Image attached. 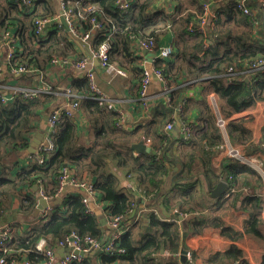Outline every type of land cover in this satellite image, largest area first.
Instances as JSON below:
<instances>
[{
	"label": "trees",
	"instance_id": "1",
	"mask_svg": "<svg viewBox=\"0 0 264 264\" xmlns=\"http://www.w3.org/2000/svg\"><path fill=\"white\" fill-rule=\"evenodd\" d=\"M66 1L88 19L97 15L102 21L104 29L94 34L92 41L94 45H98L110 34L108 39L111 46L110 59L118 50L119 44L122 50L126 51L133 39L152 38L158 47L157 35L154 31L156 23L152 22L156 15L160 14L163 16L162 21L173 25L175 39L171 46L174 52L170 57L173 60L166 61L157 57L154 62V69L160 70L167 80V86L170 87L163 96V98L168 96L169 100L166 102L162 98V101L150 105L151 119L147 127L140 124L130 131L121 130L115 126L118 120L116 113L103 108L100 100L87 97L88 94L85 93L87 90L85 88L88 87L87 81L82 79L76 83V87L80 88L77 92L81 98L78 99L82 100V106L87 112L94 134L93 141L89 145L79 144L76 124L72 118H66L57 124L53 138L56 151L45 161V165L31 162L30 167L19 169L14 175L10 174V165L3 162L6 150L16 151L28 145L41 107L52 95L39 94L33 98H25L16 94L11 101L0 103V220L7 210L12 208L15 201H18L25 217L32 215L37 200V194L34 196L31 190L32 186L38 185L40 181L42 186L39 190L42 189L45 195L54 197L57 188L55 176L58 169L69 165L79 177L83 172L89 173V179H94L96 196L98 194L100 201L105 205L103 216H122L124 227L128 216L138 204L140 205L138 209H150L154 205V192L158 190L162 177L168 174L169 167L174 164L175 159L172 156L174 141H182L183 146H189L192 152L202 153L201 155L208 153L207 149H202L200 152L199 146L213 149L222 142V134L207 104L201 109L205 113L200 125L194 127L188 139L181 140L179 136L175 137L164 129L167 123L175 121L176 115L181 121H188L184 113L186 101L181 97L184 87L192 86L193 82L198 81L209 85L210 91L217 96L219 113L225 118H230L232 114L250 109L257 102L264 101V70L251 71L239 79L227 74L229 67L238 71L248 63L247 61L258 56L264 57V6L260 7L256 1L251 0L248 5L253 10V16L250 17L236 8V0H211L216 20L213 22V27L207 29L206 37H203L196 31L187 30V24L194 13H201V5L195 4L194 13L189 11L176 17L181 13L186 0H174L177 11L174 15H167L162 10L150 12L151 2L157 3L161 0H131L126 10L116 6L117 0ZM190 1L194 4V0ZM45 7L43 5L45 10L39 12L21 3H14L13 0H0V33L18 22L20 29L23 30L31 27L36 17L58 14V11L51 12L50 6ZM21 17L23 20L20 19ZM54 27L58 28L57 25ZM83 27L86 29L87 25L83 24ZM145 29L150 30L145 33ZM31 34L34 41L39 43L35 53L41 54L43 59L50 61L60 52L62 36L54 34L42 39ZM15 37L21 43L18 32ZM204 40L208 42L209 47L203 51ZM15 49L16 56L11 61L13 65L21 63L35 67L38 65L33 55L34 49L33 52L24 47ZM200 51H203L201 57L198 56ZM9 68L6 66V71L10 75ZM135 69L141 70L140 78H142L144 69L141 67ZM30 75L23 76L26 78ZM178 79L181 81L180 84L176 82ZM172 80L175 81L176 86L171 83ZM182 103V113H179L177 108ZM225 131L230 142L245 144L249 139V131L240 119H230ZM262 132L264 142V127ZM138 142H143L150 151L134 154L130 145ZM252 151H260L264 156V146H254ZM234 169L244 171L234 162H229L226 166L220 167L219 173L223 176L230 174L235 179L237 172ZM117 170L122 171L125 179L130 182L129 188L122 184V178ZM245 171L252 174L256 182L261 181L260 176L252 169ZM47 178L54 185L50 192L43 186ZM194 189L191 183H188L186 189H183L178 196L177 202L182 212L189 210L183 206L192 207L189 203L193 200ZM245 200L243 202H252V207L249 208V218L245 223L244 232L261 236L259 229L261 195L260 193L250 195ZM161 205L166 208L168 203L162 200ZM153 209L141 211L129 224L127 222V231L116 240L112 251H101L96 255L86 254L80 261L72 260L68 264H180L179 257H176L180 248L179 231L174 223L162 221L155 215ZM18 219L22 221L21 218ZM100 219L101 217L94 212L85 211L80 195L64 194L60 205L53 206L44 216L32 217L28 221L29 226L23 232L15 231L8 234L5 244L0 247V261L28 260L30 263L42 264L46 261V257L35 250L36 243L40 239H45L49 246L55 248L57 241L70 231H75L79 235H91L101 241L105 236V226L100 223ZM211 222L214 227L220 229L222 236L234 241L242 236L241 232L226 226L218 218H214ZM197 225L195 229L198 232L205 223L200 222ZM109 239L110 234L106 242ZM238 261L245 262L242 251L237 245L232 244L224 252L211 255L206 264H229Z\"/></svg>",
	"mask_w": 264,
	"mask_h": 264
},
{
	"label": "crops",
	"instance_id": "2",
	"mask_svg": "<svg viewBox=\"0 0 264 264\" xmlns=\"http://www.w3.org/2000/svg\"><path fill=\"white\" fill-rule=\"evenodd\" d=\"M205 1L208 0H194L193 4L192 1L186 0L182 6L181 13L177 14L176 17L178 18L189 11L194 13L193 10L196 7L195 4L198 6ZM43 5L46 6L45 8L50 6L51 12H59L60 10L59 0H34L32 9L43 12L45 10ZM149 9L152 13H155L157 10H162L167 15H174L177 13L176 2L174 0H161L157 3L151 2ZM20 19L23 20V17ZM162 19L163 16L160 14L152 19V22L156 23L154 25V31L157 35V45H172L175 39L174 27L169 23H165ZM24 21L26 22V20ZM58 24L60 27L57 25L58 28H55L51 25L47 32L41 36L42 39H47L54 34L55 36H62L61 39L63 41L60 43V47L62 48L60 52H58V54L55 53L57 55L54 56L56 58H61L58 59L57 62L47 61L41 57V54L38 55L35 53V48L39 46V43H36L31 37L32 27L21 30L20 22L8 26L11 30L10 34L15 35L16 32H18L21 36V43L17 41L16 38V47H24V49H30V51L34 49V52H32L38 65L36 66V72H33L29 76L30 78H24L23 75H9L4 67L0 71V83L3 84L4 87L11 84H44L48 85L51 90L50 93L47 94L52 95V97L44 102L41 107L35 128L30 135L28 145L16 151L6 150L3 162L10 165V174L12 175H14L19 169L31 166V162H29L27 158L32 150V144L34 143H32L33 137L38 130H42L43 133L48 131V116L51 112L58 107L67 104L69 101L81 98L77 92L80 88L76 87V83H79L82 79L87 81L88 87L85 88L87 89L85 91V93L88 94L87 97L94 100H100V105L103 108L107 111H113L116 113V118L118 120L115 123V126L119 129L130 131L140 124L143 125V127H147L150 123V113L143 111L142 106H140L141 99L139 86L141 70H136L135 67H141L142 69L151 72V70L154 69L157 50L144 49L139 45L138 39H133L126 51H123L121 48L122 46L119 44L117 48L118 50L111 56L110 66L102 68L98 63L99 61L97 62L87 55L88 49L81 43L82 41L73 39L67 30H65L60 20H58ZM81 29L84 30V27ZM149 30L150 29H145L144 32L148 33ZM4 42L5 39H0L1 50H3L2 47ZM88 43L90 47H97V45L93 44L94 42L92 39L91 41H88ZM81 58L87 60L85 68L82 69L77 68V66L72 63V61ZM165 60L172 61L173 59L168 58ZM89 69L93 72V82L96 83L98 88L105 94L104 99H96L91 96L92 91L89 87V80L85 77L86 71ZM116 69H122L125 72V75H121ZM172 81L173 82L171 83L174 84L175 81ZM176 82L181 83L179 79ZM11 91L12 90H8L6 92L10 94ZM68 93L71 95L68 96ZM146 96L149 101L151 100V104L157 101H162L164 96L162 83L154 74H150ZM181 97L186 101V110L184 112L185 116L188 117L186 120L193 123V129L196 125H200L201 119L204 117L205 111H201L204 105H209L212 113V109H214V98L217 103V96L214 92L210 91L209 85L199 81L197 83L193 82L192 86L184 87L181 92ZM79 102L80 108L73 114L72 120L76 124L78 143L89 145L93 141L94 134L87 118V112L82 106V100L80 99ZM175 117L178 118L177 115L174 116L175 120ZM65 119L66 117H64L62 121ZM239 119L242 120L243 126L249 131V139L245 144L230 142L226 131L223 132L221 130L222 142L216 148L209 149L205 146H199L200 152L202 149H207L206 152L208 155H206V153L201 155L202 153L199 154L192 152L189 146L182 145V141H174L172 150V156L175 159L174 164L169 167L168 174L162 177V182L158 190L154 192V205L150 209H138L140 207L138 204L128 216L126 221V231L130 221L133 217L138 215L139 212L148 211L154 208L152 211H154L155 215H157L162 221L174 223L176 225L180 237V248L176 257H179L180 249L184 248L187 253L189 264H206L207 259L211 255L218 252H224L232 244L237 245L241 249L242 258L245 262L238 261L229 264H264V196L261 194L264 179V156L260 151H252L254 146H264V142L262 141V129L264 127V101L257 102L255 106L250 109L232 114L231 120ZM119 122L121 125H124L126 129L118 125ZM173 122L175 125V121ZM44 125L46 126L45 129L43 128ZM57 126H55L54 131L52 130L51 132L52 140ZM170 132L173 136L178 137L180 129L178 134H174L171 130ZM133 144H131L130 147L134 154L150 151V148L148 147L144 152L136 151L132 147ZM230 145L233 147H241L242 151L237 150L246 158L242 160L231 155L230 152H228ZM202 160L205 163H203ZM229 162H234L238 168H243L242 170H244L237 171L234 169L237 172L235 174V179H233L230 174L228 176H223L219 173L220 167L226 166ZM258 166L260 168H258ZM248 169L255 171L260 176L261 181L256 182L255 178H253L254 176L245 171ZM116 172L122 178V184L129 188L131 184L125 179L123 172L120 170H117ZM217 173L219 176H217ZM88 174V172H83V174L81 173L80 175H82V178L89 179ZM90 180L94 182L93 178ZM220 181L226 182L227 187L224 193L217 198L212 195L210 189H213ZM188 183H191L195 188L193 191V200L189 203L192 207L183 206L184 208H189V210L182 212L177 202L178 196L183 192V189H186ZM40 186H42V184L33 185L31 188L34 196L37 194V200L39 196L37 191L39 192V189L41 188ZM43 186L49 192L52 191L54 187L52 181L48 178L45 179ZM259 193L262 198V209L260 212L261 221L259 222L261 236H255L244 232L245 223L248 221L249 208L252 207V202L246 203L243 201H246L245 199L250 195H257ZM21 194L22 193H20V195ZM64 194L75 195L77 194V191L72 187H67L64 193L51 197L49 200L54 201L57 197L59 200H57L56 204L51 205L50 210H52L53 206L60 205L63 202ZM97 200V202L94 201L91 203L94 207L93 212L102 219H105L103 212L98 205L100 202L98 194ZM162 200L167 201L168 205L166 208L161 205ZM35 207L32 211V215L25 217L21 212L22 210L19 207L18 201H15L12 208H9L3 215L2 220H0V225H10L12 233L15 231L23 232V230L29 226L30 222L28 221H30L32 217H36L34 215ZM44 212L45 211H40L38 215H42ZM18 218H21L22 221ZM214 218L220 219L226 226L231 227L235 231L241 232L242 236L236 241L222 236L220 234V229L212 225L211 221ZM14 220L19 222H15ZM200 222H204L205 225L197 232L195 225ZM197 227H199V225H197ZM63 256L64 250H62L61 247L56 246L54 248V263H57V261ZM178 260L180 264H183L180 262L179 258Z\"/></svg>",
	"mask_w": 264,
	"mask_h": 264
},
{
	"label": "built area",
	"instance_id": "3",
	"mask_svg": "<svg viewBox=\"0 0 264 264\" xmlns=\"http://www.w3.org/2000/svg\"><path fill=\"white\" fill-rule=\"evenodd\" d=\"M14 3H21L24 6H28L29 8L33 7V0H13ZM251 0H236V8L240 10L242 13L253 16V10L248 5ZM256 1L260 7L264 6V0H253ZM131 0H117L116 6L121 10H126L130 5ZM202 11L201 13H194L193 18L187 24V30L196 31L201 34L203 37H206L207 29L213 27V22L216 20L215 11L212 8V1L208 0L201 4ZM59 12L57 15L48 16V17H36L32 21L31 31L34 36L41 37L44 35L51 25H60L58 24V20L60 17L64 18L68 26L67 32L69 35L76 40L86 42L91 41L94 34L97 32H101L104 29L102 21L98 19L97 15L90 16L89 19L84 16V14L75 8V6L70 5L66 0H59ZM83 24L87 25V28L82 30ZM85 28V27H84ZM11 30L7 28L4 32H1L2 38L5 39L3 43V50L0 48V70L6 66H9L10 74L12 75H30L33 72H36V67L27 64H16L13 65L11 61L15 59L16 56V37L15 35L10 34ZM109 35L106 36V39L97 45L96 48L89 46V52L91 54V58H97L99 64L102 68H107L110 66V42ZM139 45L147 50H157L156 57L160 59H168L171 57L174 49L171 45L158 46L152 38L149 39H138ZM89 45V43H88ZM209 47V44L206 40H204V50ZM203 51L198 53V56H202ZM60 57H53L50 61L57 62ZM243 67H241L238 71H235L233 67H229L227 74L234 78H241L246 76L249 72L254 70H264V57L258 56L254 59L247 61ZM77 68H85L87 64V60L85 58H81L76 61H72ZM13 65V66H12ZM121 75H125V72L122 69H116ZM150 74L156 75L162 83L164 94L170 89L167 86V80L161 74L160 70L152 69L151 72L143 70L142 78L140 79L139 93L141 99V105L143 111L149 112V107L151 105V100L149 101L146 96V89L149 85ZM86 78L89 80V87L92 91L91 96L96 99H104L105 94L98 88L96 83L93 82V72L91 69L86 71ZM12 90L9 93L6 91ZM50 87L44 84H29V85H6L4 87L3 84L0 83V103H7L11 101L16 94H20L25 98H33L38 96L39 94H47L50 93ZM71 94L68 93V96ZM214 98V97H213ZM166 102H168L169 97L166 96L163 98ZM215 102V98L214 101ZM80 108V102L78 99L69 101L67 104L58 107L53 110L51 114L48 116V131L44 132V136L38 146L36 147L34 153H30L28 155L27 160L29 162L37 163L38 165L44 166L45 161L51 157L55 151V146L52 140V130L54 131L55 126L62 121L64 117L73 118V114L78 111ZM183 103L178 105V112L182 113ZM179 119V117H178ZM226 118L223 117L219 112H216V123L219 129L225 132L226 128ZM176 122V120H175ZM180 122V139L186 140L190 137L191 132L193 131V123L189 121H181ZM124 129V125H121ZM174 126V122L167 123L165 126L166 131H170ZM50 130V131H49ZM229 149H231L230 154L239 158L245 159L246 157L239 153L237 149H234L233 146L230 145ZM258 168H260L258 166ZM56 180V194L55 196L64 193L67 187H72L77 191V194L80 195V199L85 206V211L87 213H93L94 207L92 206V202L98 201L96 192L94 190V182L90 179H85L77 176L75 171L69 165L61 166L58 169V172L55 176ZM39 184L42 183L39 181ZM264 196V179H263V189L261 191ZM39 195L49 200L51 197L45 195L43 190H39ZM101 211L104 212L105 205L102 201L98 203ZM45 212L41 215L44 216L48 208L44 210ZM105 219L110 227V239L100 247V251L109 252L112 251L114 244L120 236L125 233L126 226L123 227V218L120 215H114L111 217L105 216ZM11 233L10 225H0V247L5 244L6 238L8 234ZM100 241L92 237L91 235H79L75 231H70L69 233L63 235L56 243L57 247H68L70 249L68 254H65L61 259L57 261V264H68L72 260L80 261L84 255L88 254L94 248L99 247ZM55 246V247H56ZM35 250L39 253H42L46 257V261L42 264H55L54 263V247H51L47 244L45 239H40L36 245ZM74 251H80L83 254L75 253ZM122 251V249H119ZM0 264H38V263H30L28 260H23L20 262L11 260L9 262L0 261Z\"/></svg>",
	"mask_w": 264,
	"mask_h": 264
},
{
	"label": "water",
	"instance_id": "4",
	"mask_svg": "<svg viewBox=\"0 0 264 264\" xmlns=\"http://www.w3.org/2000/svg\"><path fill=\"white\" fill-rule=\"evenodd\" d=\"M214 11V10H213ZM60 22L62 23V25L64 26L65 30H68V26L66 24V22L64 21V18L63 17H60ZM83 45L86 46V48L88 49L87 51V55H89L91 57V54L89 52V45L88 43L86 42H81ZM94 60H96L98 62V59L97 58H93ZM99 63V62H98ZM176 118V122H175V125L172 127L171 131L174 133V134H178V131L180 129V122L178 120L177 117ZM46 124V123H45ZM44 129L46 128V126L44 125L43 127ZM43 131L42 130H38L36 135L33 137V141H32V150H31V154L34 153L36 147L38 146V144L40 143V141L42 140L43 138ZM133 149H135L136 151H139V152H144L146 151V145L143 143V142H138V143H135L133 144ZM226 187H227V184L226 182L224 181H220L217 183V185L213 188V189H210V191L212 192V195L214 197H219L221 196L224 191L226 190ZM57 200H59V198L57 197L54 201L53 200H47L45 199L44 197L42 196H38V200H37V204H36V207H35V210H34V215L37 216L39 214L40 211H43L44 209L48 208V207H51V205L53 204H56L57 203ZM100 223L105 226V236L104 238L100 241L99 243V247L97 248H94L92 251H90L88 254H91V255H96L99 253L100 251V247L105 243L108 235L110 234V227L106 221V219H100ZM62 250H64V255L65 254H68L70 249L68 247H61ZM75 253H79L80 255H82L83 253L82 252H78V251H74ZM84 255V254H83ZM179 259H180V262L183 263V264H189V260L187 258V253H186V250L184 248L180 249V253H179ZM57 264V263H55Z\"/></svg>",
	"mask_w": 264,
	"mask_h": 264
},
{
	"label": "rangeland",
	"instance_id": "5",
	"mask_svg": "<svg viewBox=\"0 0 264 264\" xmlns=\"http://www.w3.org/2000/svg\"><path fill=\"white\" fill-rule=\"evenodd\" d=\"M6 78V77H5ZM213 105H214V109H212V113H213V117L215 118V121H216V112H219V109H218V107H217V103L216 102H213ZM227 120H226V122H227V124H228V122L230 121V119H231V117L230 118H226ZM234 149H238L239 151H242L241 150V147H233ZM228 152H231V149H229L228 150ZM79 195V194H78ZM51 209V207H48V210H50ZM45 210V209H44ZM43 210V211H44ZM42 211V212H43ZM48 212H50V211H47L46 213H48ZM41 214V213H40ZM39 216H41V215H38V216H36V217H39Z\"/></svg>",
	"mask_w": 264,
	"mask_h": 264
}]
</instances>
